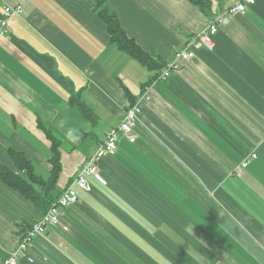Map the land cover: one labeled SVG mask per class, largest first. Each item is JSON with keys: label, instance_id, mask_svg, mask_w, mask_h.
<instances>
[{"label": "crops", "instance_id": "obj_1", "mask_svg": "<svg viewBox=\"0 0 264 264\" xmlns=\"http://www.w3.org/2000/svg\"><path fill=\"white\" fill-rule=\"evenodd\" d=\"M240 1L203 11L188 0H106L159 66L150 69L112 44L96 0H0V15L22 8L0 35V163L13 167L11 148L47 176L45 126L59 141L61 193L140 106L134 142L118 137L117 153L96 163L102 181L88 177L17 264H264V0L159 79ZM45 213L0 180V264Z\"/></svg>", "mask_w": 264, "mask_h": 264}, {"label": "built area", "instance_id": "obj_2", "mask_svg": "<svg viewBox=\"0 0 264 264\" xmlns=\"http://www.w3.org/2000/svg\"><path fill=\"white\" fill-rule=\"evenodd\" d=\"M254 2L255 0H241L234 6L230 7L225 14L217 17L216 20L211 22L208 28L201 30L199 33L193 34L190 37L187 46L174 53L173 62L169 63L163 68V70H161L159 79L167 78L174 70H176L179 67L178 60H188L192 58L195 49L204 47L208 50H212L214 46L212 36L217 32L218 28L226 25L235 12H243L247 5H252ZM21 14L22 8L20 6H4L0 15V35L7 34L10 19L15 15L20 16ZM145 99H150L149 91L145 92ZM139 111L140 106L135 104L127 109L117 128L106 133L95 152L86 160L77 172L72 183L60 193L59 197L50 205L46 213L34 222L27 232L22 235L16 248L10 251L3 260V264H17L18 258L23 255L27 247L33 242L34 238L43 235L49 226L58 223L61 210L76 203L79 200V192L88 191L90 189L88 177H94L97 180L102 181L96 163L105 156H114L117 153V139L119 136L124 137L129 142H134L135 136L133 134V127ZM253 158H255V154L250 155L249 158H245L240 163L239 167H246Z\"/></svg>", "mask_w": 264, "mask_h": 264}, {"label": "trees", "instance_id": "obj_3", "mask_svg": "<svg viewBox=\"0 0 264 264\" xmlns=\"http://www.w3.org/2000/svg\"><path fill=\"white\" fill-rule=\"evenodd\" d=\"M201 10L207 11L209 0H188ZM96 13L106 23L110 41L117 48L127 52L135 60L150 69L159 68L155 61L135 41L129 38L119 24L117 16L112 12L106 0H96ZM86 111V109H84ZM51 141L52 155L49 159L51 169L47 176L38 174L23 152L8 149L13 167L9 168L0 163V180L13 190H16L29 200L37 209L45 213L50 205L56 201L60 193H55L56 180L60 171L59 141L53 137L51 130L42 127ZM136 260V259H134Z\"/></svg>", "mask_w": 264, "mask_h": 264}, {"label": "rangeland", "instance_id": "obj_4", "mask_svg": "<svg viewBox=\"0 0 264 264\" xmlns=\"http://www.w3.org/2000/svg\"><path fill=\"white\" fill-rule=\"evenodd\" d=\"M1 162V161H0ZM36 168H37V170H39L40 171V167L36 164ZM231 174H233L232 172H231ZM235 176H239V174H237L236 172H235ZM165 248L167 249L168 247H166L165 246Z\"/></svg>", "mask_w": 264, "mask_h": 264}, {"label": "bare ground", "instance_id": "obj_5", "mask_svg": "<svg viewBox=\"0 0 264 264\" xmlns=\"http://www.w3.org/2000/svg\"><path fill=\"white\" fill-rule=\"evenodd\" d=\"M208 4H209V1H208Z\"/></svg>", "mask_w": 264, "mask_h": 264}]
</instances>
